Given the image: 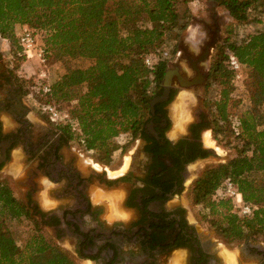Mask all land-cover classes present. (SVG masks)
Instances as JSON below:
<instances>
[{"label": "trees", "instance_id": "obj_1", "mask_svg": "<svg viewBox=\"0 0 264 264\" xmlns=\"http://www.w3.org/2000/svg\"><path fill=\"white\" fill-rule=\"evenodd\" d=\"M215 1L238 22L248 21L252 11L264 12V0ZM177 3L0 0V37L10 42L12 50L17 47L19 54L22 47L17 45L16 25L25 24L45 31L48 60L66 64L71 59L85 61V66L67 64L66 72L51 80L50 93L36 92L45 96V103L75 101L72 117L60 127L109 165L117 150L125 152L126 136L138 131L148 110L149 90L167 68L170 57L163 52L165 43L185 16ZM230 54L255 72L249 84L251 106L240 115L229 111L234 76L226 64ZM148 55L154 59L152 68L145 63ZM209 76L222 90L205 127H212L215 137L229 130L238 149L231 159L204 170L193 183L192 199L220 214L213 225L225 241L241 242L256 232L264 241V29L239 42L226 38ZM225 178L234 182L246 202L258 205L252 215L239 216L230 199H214ZM24 215L28 216L26 203L0 180V264H76L71 253L38 228L20 243L8 221Z\"/></svg>", "mask_w": 264, "mask_h": 264}, {"label": "flooded vegetation", "instance_id": "obj_2", "mask_svg": "<svg viewBox=\"0 0 264 264\" xmlns=\"http://www.w3.org/2000/svg\"><path fill=\"white\" fill-rule=\"evenodd\" d=\"M215 42V36H207L198 55L185 46L168 61L149 90L148 110L138 131L126 136L125 152L112 169L101 162L96 166L59 123H51L44 112L47 117L34 113L0 54V117H6L0 119V171L12 167L9 172L24 185L23 201L34 226L63 251L90 264L227 263L223 244L211 239L215 232L198 227L190 198L194 181L206 169L203 163L215 151L203 139L209 113L202 98ZM181 88L191 95L183 97L179 113L172 105ZM188 113L191 119L185 120ZM178 116L184 130L172 140L166 132ZM42 175L57 182L50 195L58 204L47 211L37 196ZM97 187L105 194L126 193L121 206L131 213L127 221H105L107 205L93 206L89 200V191ZM235 248L227 249L235 255V264H264V241L249 238ZM173 256L177 260L172 261Z\"/></svg>", "mask_w": 264, "mask_h": 264}, {"label": "rangeland", "instance_id": "obj_3", "mask_svg": "<svg viewBox=\"0 0 264 264\" xmlns=\"http://www.w3.org/2000/svg\"><path fill=\"white\" fill-rule=\"evenodd\" d=\"M177 5L180 14H185V16L181 19L180 27L175 28L169 33V37L165 43L163 52H166L168 54V56L170 57L169 61L175 58L180 49L187 46L185 43V29L189 25L200 24L202 26V29L206 31L207 36L216 37V45L214 44L213 48H211L210 55L208 57L209 63L211 65L217 57L220 47L226 38H230L231 40L239 42L246 38L249 34L264 29V12L252 11L250 19L248 21L238 22L223 6L219 5L215 0H178ZM185 23L187 24L186 27H181V25ZM44 39L45 34L40 36L39 41L43 40L44 42ZM18 44L19 43H17V45ZM174 48L176 49L175 52H173ZM225 51L230 53L227 49ZM0 54L3 55V59L12 68V72L15 75L16 81L22 86L23 92L27 96V102L30 104L34 113L46 116L42 113L43 111L41 108L45 101H47V99L45 98V96L37 93V89L34 88L37 74L40 72L37 60L35 58H27L26 56L21 55V52L18 54L17 47H14V50H12L10 42L2 37H0ZM228 60L226 61V64L230 67ZM183 63L185 66H188L185 62ZM67 64L71 66L87 65L85 61L81 59H71L67 62ZM67 64L63 61H53L49 59V82L66 72ZM233 71V87L231 91L232 100L230 101L229 111L231 115H240L248 110V108L251 106L249 84L251 80L255 78V72L250 67L243 64L238 71L239 76H237V72L235 70ZM189 72L191 73L192 70L190 69ZM221 90L222 85H220L218 81L210 78L209 76L206 85L203 88L202 95L204 105L209 113V117L213 116L211 114V112L213 111V102L220 96L219 92ZM181 100L183 101V103H181ZM184 100L185 98H180L179 113L180 110H183L182 104L184 105ZM54 104L57 105V107L61 111L67 112L69 114V119L72 117V109L74 104H76L75 101L62 100L59 102H55ZM50 122L52 123V121ZM61 122L64 121H59V124ZM207 130L210 131V138L214 143V145L210 147L215 151L208 157V160L203 163L204 165H206V168L221 162H225L237 154V141L234 136L230 134L229 130L219 133L216 137L214 135L212 127L208 128ZM80 147L84 149L82 143H80ZM216 147H219V151ZM122 154L123 153L119 152L118 150L114 153V161L113 163L109 164V166H111V169L112 166L120 163ZM87 155L90 158L94 159L95 164L100 162V155L95 151H88ZM127 160L128 159L126 158V162ZM80 167L85 168L84 165H80ZM8 169L6 170L5 167L2 171H0V180L7 182L13 189L15 195L23 200L22 190L24 188L22 189V187H24V185L19 181L18 177H14L9 172L10 168ZM190 198L192 202V212L198 219V227L200 229L209 228L212 233L215 232V234L211 236V239L217 238L218 241H216V243L220 242L223 244L221 245V247H219L222 251L221 254L227 260L226 264H235V255L233 253H230L227 249L236 250L235 245H237L240 241L229 243L221 238L217 233L215 226L213 225V222L220 218V214L213 213L212 210H209V208L204 206V204H196L192 199V193ZM8 225L20 243L24 242L26 238H28L30 234L36 230L34 222L31 220L30 216L26 215H24L21 219L8 221ZM250 239L263 241L262 236H260L258 232L252 234ZM71 255L73 256L76 264H90L89 262H83L79 260L73 253ZM171 260H174V256L171 257ZM181 260H183V258H181Z\"/></svg>", "mask_w": 264, "mask_h": 264}, {"label": "built area", "instance_id": "obj_4", "mask_svg": "<svg viewBox=\"0 0 264 264\" xmlns=\"http://www.w3.org/2000/svg\"><path fill=\"white\" fill-rule=\"evenodd\" d=\"M16 34L19 44L22 47L21 55L26 56L27 58H35L39 64L40 72L37 74L34 88L41 90L46 94L50 93L51 83L49 82L50 74L48 70L46 46L43 40L39 41L40 36L44 35L45 31L25 24H20ZM228 61L230 67L235 70L237 72V76H239L238 71L240 70L242 64L233 54H230ZM145 63L152 68L154 65L153 57L150 55L146 56ZM42 110L53 122L59 123L61 120L65 121L69 119V114L61 111L57 105L52 102H46L42 105ZM224 198L231 200L234 209L238 215L242 217L252 215L254 210L258 207V205L246 202L243 199L242 193L230 178H225L214 194V199L216 200Z\"/></svg>", "mask_w": 264, "mask_h": 264}, {"label": "clouds", "instance_id": "obj_5", "mask_svg": "<svg viewBox=\"0 0 264 264\" xmlns=\"http://www.w3.org/2000/svg\"><path fill=\"white\" fill-rule=\"evenodd\" d=\"M185 43L188 46L189 51L194 55H198L204 40L207 38V33L202 29L200 24L189 25L185 29ZM186 72L190 70L188 66H185ZM191 93L188 89L181 88L173 101V110L180 107V104L176 103V100L185 96H190ZM181 103L183 101L181 100ZM194 103V98H193ZM0 119H6V117H0ZM185 120L191 119V114L188 113L184 117ZM181 130L179 123H174L172 128L166 132L169 139L174 140L176 138L177 132ZM38 183L40 185L37 196L39 197L38 203L40 207L47 211L55 208L58 204V200L50 195L51 191L57 187V182L53 181L46 175L39 177ZM126 197V193L123 190H114L113 192L105 194V192L97 187L89 191V200L93 206H97L102 202L107 205V211L104 214V219L106 222L111 224L114 221H127L130 218L131 213L123 208L121 205Z\"/></svg>", "mask_w": 264, "mask_h": 264}, {"label": "bare ground", "instance_id": "obj_6", "mask_svg": "<svg viewBox=\"0 0 264 264\" xmlns=\"http://www.w3.org/2000/svg\"><path fill=\"white\" fill-rule=\"evenodd\" d=\"M183 118H184V116H183ZM175 123H179L180 124V127L183 125V122H182V118L181 117H177L176 118V120H175ZM186 124V123H185ZM184 126V125H183ZM181 130H184V129H181ZM181 132V131H180ZM203 139H204V142L207 144V145H209V146H212V145H214V143L212 142V140H211V138H210V131L209 130H207V131H205L204 132V134H203ZM217 148V150L219 151V147H216ZM96 166H100L99 164H95ZM126 165H127V162H126V164H125V166H124V168L126 167ZM122 170V169H121ZM115 173V172H114ZM178 258H181V256L179 257V255H178ZM233 258V257H232ZM174 260H177L176 258L174 259ZM179 260V259H178ZM176 263L177 262H179V261H175Z\"/></svg>", "mask_w": 264, "mask_h": 264}, {"label": "water", "instance_id": "obj_7", "mask_svg": "<svg viewBox=\"0 0 264 264\" xmlns=\"http://www.w3.org/2000/svg\"><path fill=\"white\" fill-rule=\"evenodd\" d=\"M169 75H170V70L168 69L167 70V73H166V79L169 80Z\"/></svg>", "mask_w": 264, "mask_h": 264}, {"label": "crops", "instance_id": "obj_8", "mask_svg": "<svg viewBox=\"0 0 264 264\" xmlns=\"http://www.w3.org/2000/svg\"><path fill=\"white\" fill-rule=\"evenodd\" d=\"M19 26H20V24H17L16 25V31H17V29L19 28ZM96 164H98V163H96ZM12 169V167L10 168V170ZM9 170V169H8Z\"/></svg>", "mask_w": 264, "mask_h": 264}]
</instances>
